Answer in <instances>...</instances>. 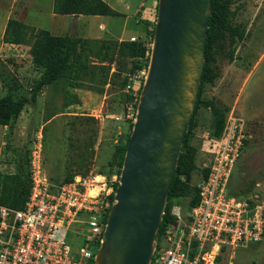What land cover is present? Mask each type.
Instances as JSON below:
<instances>
[{"label":"rangeland","instance_id":"1","mask_svg":"<svg viewBox=\"0 0 264 264\" xmlns=\"http://www.w3.org/2000/svg\"><path fill=\"white\" fill-rule=\"evenodd\" d=\"M38 1L46 4L48 0H0V30L3 21L13 17L21 18L35 29L43 27L55 34L80 36L94 34L101 21L114 20L110 16L101 19L96 15H85L75 27L74 19L62 15L51 19L45 12L43 15L38 13ZM139 1L130 0L131 3ZM147 4L136 15L139 18L135 21L137 26L129 21L127 34L134 33L136 39L146 37L147 45L151 47L150 33L156 18L157 0ZM230 22L244 28V37L235 42L232 59L228 57V46L216 48L212 68L218 76L205 84L202 99L213 100L225 108L226 116L235 115L246 123L248 137L228 188L239 196L258 194L264 198V0H230ZM18 45L5 44L0 33V96L11 90L15 95L30 98L40 70L31 64L28 45ZM92 46L94 52L97 44ZM94 59L91 56L90 60ZM129 68L128 58H115L108 68L107 83L104 84L96 72L92 77V88L87 84L89 77L85 76L82 86L73 89L78 102L65 107L62 91L51 86L38 91L36 99L25 104L21 118L18 116L5 132L0 127V177L16 172L38 134L41 135L47 174L57 181L67 169L73 174L97 170L116 172V168H108V162L115 147L124 142L129 132L136 113L135 97L131 100L130 96L138 94L144 81L143 78L134 95L126 88L131 74ZM94 70L98 69L95 67ZM53 113L56 114L45 121ZM193 120L195 126L190 140L198 147L196 162L200 166L208 157L203 150L205 136L213 130L210 108L199 106ZM199 177L198 167L189 176V182L197 184ZM177 205L181 210L189 209L184 198L173 199L172 208ZM71 242L80 244L75 236ZM233 264H264V237L260 242L238 248Z\"/></svg>","mask_w":264,"mask_h":264},{"label":"built area","instance_id":"2","mask_svg":"<svg viewBox=\"0 0 264 264\" xmlns=\"http://www.w3.org/2000/svg\"><path fill=\"white\" fill-rule=\"evenodd\" d=\"M145 74V68L129 74L126 88L134 95ZM247 137L244 119L232 114L218 136H205L210 159L203 163L206 177L196 184L198 202L171 209L175 221L158 236L154 264H233L238 248L263 239L264 198L228 188ZM28 168L24 206L0 204V264H93L119 174L97 170L76 173L70 181L51 180L40 134L30 147ZM73 236L79 245L72 244Z\"/></svg>","mask_w":264,"mask_h":264},{"label":"water","instance_id":"3","mask_svg":"<svg viewBox=\"0 0 264 264\" xmlns=\"http://www.w3.org/2000/svg\"><path fill=\"white\" fill-rule=\"evenodd\" d=\"M210 5L157 0L148 66L93 264H151L198 98Z\"/></svg>","mask_w":264,"mask_h":264},{"label":"trees","instance_id":"4","mask_svg":"<svg viewBox=\"0 0 264 264\" xmlns=\"http://www.w3.org/2000/svg\"><path fill=\"white\" fill-rule=\"evenodd\" d=\"M53 12L72 15L114 16L119 14L103 0H53ZM153 30L154 24L150 33V39H152ZM244 32L243 27L234 26L230 22V0H211L205 46V64L201 76L198 98L183 139L176 172L168 191L159 228V237L162 235L165 226L175 221V217L171 214L173 199H186V207L189 208L198 202L197 186L189 182V176L199 167V180L205 178L208 168L203 166V163H208L210 157L208 156L202 162V165H197L196 154L198 147L191 143L190 140L192 129L195 126L194 115L199 106L209 107L213 115V130L211 134L218 136L221 133L226 119V110L216 105L213 100H203L202 92L205 84L213 82L218 76V72L212 68V63L215 61L214 53L216 48L224 49L225 46H228V57L232 59L234 44L236 41L243 39ZM2 41L10 44L28 45L31 64L40 70L39 78L31 89L30 98L23 94L15 95L11 90L0 96V125L3 126H11L24 109L25 104L29 100L34 101L38 91L46 86H51L54 89L62 91L64 107L78 102V97L76 93H73V89L82 86L85 76L89 77L87 84L92 88V77L96 72H99L100 80L104 84L107 83L108 68L115 58H128L130 60L129 71L131 73L143 68L147 69L151 48L147 45L146 37H138L133 41L127 39L119 41L113 39L82 38L72 34H53L44 28H32L23 21L13 17L8 18L6 21ZM94 43L97 44V48L93 52L95 47L93 48L92 45ZM91 56H94L95 59L90 60ZM95 67L99 71L94 70ZM139 92L136 96H130L131 100L135 97L133 101L135 108ZM55 114L53 113L48 116L45 121ZM132 124L133 122L130 124L129 132L124 142L115 147L112 158L108 162V168L110 170L116 168L118 174L122 166ZM245 143L246 140L244 141ZM28 162L29 151L24 154L23 163L16 172L3 174L0 177L1 205L11 208H21L24 206L30 188ZM107 173L109 172L107 171ZM75 174L67 169L61 180L57 181L53 177H49L55 182H65L72 180ZM183 177H186L187 180L183 179ZM151 264H154V258H152Z\"/></svg>","mask_w":264,"mask_h":264},{"label":"crops","instance_id":"5","mask_svg":"<svg viewBox=\"0 0 264 264\" xmlns=\"http://www.w3.org/2000/svg\"><path fill=\"white\" fill-rule=\"evenodd\" d=\"M103 1H105L111 8L116 10L119 14L114 15V16H110V17H113L114 20H110V21L105 20L103 22L101 21L98 24V28L96 29V32L94 34L93 33L91 35L82 34L79 37L89 38V39H107V38L112 39V38H115L118 40H124V39L131 37V36H134V33L127 34V26H128L129 21H131L134 26H137L138 24L136 25L135 21L138 22V20H139V18L136 17V15L139 12V9L141 7H145L144 5L146 3H149V4H147L148 6L153 4V0H140L139 2H133V3H131L130 0L129 1H127V0H103ZM37 11H38V13H40L42 15L45 12V15L52 17L51 19H54L59 15L66 16L67 18H69L71 20L74 19L75 20L74 21L75 27L78 26L79 21L85 16L82 14L72 15V14L54 13L53 12V0H48L46 4L43 1L42 2L38 1ZM148 13H150V12H148ZM144 15H146V14H144ZM96 16H98L97 18L102 19L103 16H109V15H96ZM8 18H10V17H7L5 19V21H3V24L1 26V30H0L1 36L3 35L4 28L6 25V21ZM20 19L21 18H19V20ZM104 19H106V18H104ZM47 30H49L52 33V31L50 29H47ZM53 34H55V33H53ZM62 34H65V33H62ZM72 35H74V34H72ZM5 44L12 46V47L20 46L17 44H10V43H5ZM27 47L29 48V46H27ZM73 93H75V92L73 91ZM22 111L19 115L20 118H21ZM17 120H18V117H17ZM0 127H1V129L4 130V132L7 130L6 125H4V126L0 125Z\"/></svg>","mask_w":264,"mask_h":264}]
</instances>
